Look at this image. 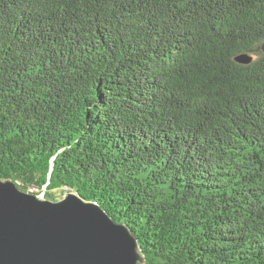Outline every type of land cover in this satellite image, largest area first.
Instances as JSON below:
<instances>
[{"label": "trees", "instance_id": "obj_1", "mask_svg": "<svg viewBox=\"0 0 264 264\" xmlns=\"http://www.w3.org/2000/svg\"><path fill=\"white\" fill-rule=\"evenodd\" d=\"M0 179L145 264H264V0H0Z\"/></svg>", "mask_w": 264, "mask_h": 264}, {"label": "water", "instance_id": "obj_2", "mask_svg": "<svg viewBox=\"0 0 264 264\" xmlns=\"http://www.w3.org/2000/svg\"><path fill=\"white\" fill-rule=\"evenodd\" d=\"M249 64L253 58H236ZM140 243L75 193L50 201L0 179V264H145Z\"/></svg>", "mask_w": 264, "mask_h": 264}, {"label": "rangeland", "instance_id": "obj_3", "mask_svg": "<svg viewBox=\"0 0 264 264\" xmlns=\"http://www.w3.org/2000/svg\"><path fill=\"white\" fill-rule=\"evenodd\" d=\"M28 193L38 194V189H33L31 192H28ZM67 194H68V192L65 191V193H63V194L61 193L58 196H56V199H51V198L47 199V198H45V194L44 193H42L40 196H43L45 199L50 200V201H61L62 199H64L66 197Z\"/></svg>", "mask_w": 264, "mask_h": 264}, {"label": "bare ground", "instance_id": "obj_4", "mask_svg": "<svg viewBox=\"0 0 264 264\" xmlns=\"http://www.w3.org/2000/svg\"><path fill=\"white\" fill-rule=\"evenodd\" d=\"M214 133V132H213ZM224 149V148H223ZM35 193V192H34Z\"/></svg>", "mask_w": 264, "mask_h": 264}]
</instances>
